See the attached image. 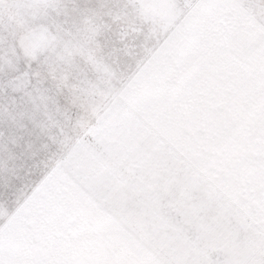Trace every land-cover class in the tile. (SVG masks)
Segmentation results:
<instances>
[{"label": "rangeland", "instance_id": "rangeland-1", "mask_svg": "<svg viewBox=\"0 0 264 264\" xmlns=\"http://www.w3.org/2000/svg\"><path fill=\"white\" fill-rule=\"evenodd\" d=\"M0 264H264V0H0Z\"/></svg>", "mask_w": 264, "mask_h": 264}]
</instances>
